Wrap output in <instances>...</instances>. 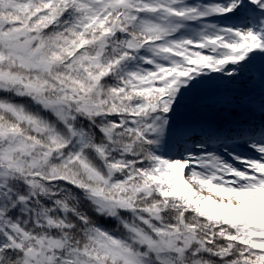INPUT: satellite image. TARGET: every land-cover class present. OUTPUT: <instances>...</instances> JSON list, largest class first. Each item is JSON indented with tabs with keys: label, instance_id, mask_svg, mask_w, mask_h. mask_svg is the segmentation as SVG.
<instances>
[{
	"label": "snow or ice",
	"instance_id": "1",
	"mask_svg": "<svg viewBox=\"0 0 264 264\" xmlns=\"http://www.w3.org/2000/svg\"><path fill=\"white\" fill-rule=\"evenodd\" d=\"M0 264H264V0H0Z\"/></svg>",
	"mask_w": 264,
	"mask_h": 264
}]
</instances>
